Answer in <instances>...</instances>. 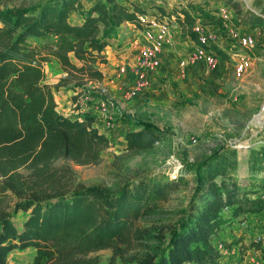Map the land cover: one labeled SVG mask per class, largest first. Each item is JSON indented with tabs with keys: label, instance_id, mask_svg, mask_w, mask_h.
<instances>
[{
	"label": "trees",
	"instance_id": "trees-1",
	"mask_svg": "<svg viewBox=\"0 0 264 264\" xmlns=\"http://www.w3.org/2000/svg\"><path fill=\"white\" fill-rule=\"evenodd\" d=\"M89 1L90 6L83 0H46L15 8L0 0V264H10L13 251L29 248L35 252L30 264H99L91 254L115 251L119 244L163 243L161 230L133 225L176 196L184 176L192 173L194 191L183 218L168 227L161 253L138 264H220L223 252L240 244L218 241L223 228L264 213V147L252 150L246 160L247 185L236 177L235 149H219L199 163L183 162L175 178L152 174L125 182L116 192L72 187L69 166L56 165L61 160L98 165L109 138L93 126L90 115L60 114L54 86L77 92L89 83L101 84L109 39L122 24L139 27V17L147 15L121 0ZM227 4L240 17L239 25L264 27V0L253 1L257 13L247 9L241 14L232 0ZM72 13L80 16V24L69 23ZM199 19L221 23L208 13L195 16L184 9L176 16L182 34L196 44L193 27ZM208 49L215 53L214 46ZM52 62L62 74L56 85L45 83L44 65ZM133 126L136 130L123 137L128 153L151 150L164 140L148 121L135 120ZM18 212L25 215L19 228L13 223Z\"/></svg>",
	"mask_w": 264,
	"mask_h": 264
},
{
	"label": "rangeland",
	"instance_id": "rangeland-1",
	"mask_svg": "<svg viewBox=\"0 0 264 264\" xmlns=\"http://www.w3.org/2000/svg\"><path fill=\"white\" fill-rule=\"evenodd\" d=\"M46 0H8L10 7H33ZM126 4H135L147 13L145 20L149 24L165 27L168 30L169 43L161 47L157 65L146 75L148 84L134 97L128 98L134 89L136 77L131 73L136 69V60L132 64L126 59H133L132 40L139 36L133 28L117 29L109 39L105 49L108 64L101 67L104 79L98 87L84 86L72 92L68 107L70 110L93 114L97 107L100 118V131L109 138V146L101 152L102 160L95 166H75L61 160L56 165L66 164L74 174L72 187L98 186L109 192L118 191L125 182L152 175L165 174L170 178L178 175L183 162L199 163L208 155L219 149H235L238 158L236 177L247 185L249 174L246 160L252 150L264 147V27L250 29L239 25L240 17L228 7V0H121ZM232 0L239 13L245 10L257 12L253 7L254 0ZM84 6L91 1L83 0ZM160 9L165 15H160ZM181 9L192 15L208 13L215 19L228 16V26L240 30L242 35L253 34L255 45L253 54H247L237 40L225 31L222 21L199 19L205 33L212 37L209 45L215 47L217 62L210 68L202 62L190 63L189 55L194 44L184 36L176 22ZM171 14L169 16L168 14ZM76 19L77 16L72 17ZM150 26V25H149ZM154 26V25H153ZM139 29V28H138ZM157 30L153 27V33ZM142 32L140 33V35ZM139 45H141L139 43ZM243 56L250 59L249 68L244 75L237 78L234 67ZM125 68V73L121 69ZM119 72L120 82L125 88L112 83L113 75ZM45 83L56 85L62 78L56 63L44 65ZM69 88V87H68ZM53 93H64L54 86ZM81 96V98H80ZM88 97L85 99V97ZM103 106L107 113L102 112ZM67 114L71 117L75 113ZM135 120L148 121L164 133V140L153 149L128 153L124 150L123 137L136 130ZM109 124L106 126L105 124ZM250 177L259 178L258 174ZM194 191V174L184 176L182 186L176 196L165 203L157 204V210L150 216L134 223L133 228L154 229L165 233L163 243L142 241L129 245H118L117 250H102L91 254L99 264H138L149 256H158L165 245L170 226H175L183 218L190 197ZM228 211H223L226 215ZM244 220L224 227L217 240H239L240 244L223 252L220 264L241 260L243 264H264V213L246 215ZM25 215L18 212L13 218L15 227L19 228ZM255 245V246H252ZM34 250H15L9 257L10 264H30Z\"/></svg>",
	"mask_w": 264,
	"mask_h": 264
},
{
	"label": "built area",
	"instance_id": "built-area-1",
	"mask_svg": "<svg viewBox=\"0 0 264 264\" xmlns=\"http://www.w3.org/2000/svg\"><path fill=\"white\" fill-rule=\"evenodd\" d=\"M245 4V0H241ZM257 13V12H254ZM146 16L139 17L140 26L138 27L142 31L143 42L139 45L135 44V46H139L137 50V59H136V69H132L131 73L135 75L136 82L134 85V89L128 95V98L134 97L136 92H139L142 88L146 87L148 84L147 81V73L150 69L155 68L157 65V58L160 55L161 47L167 43H169V37L167 36L168 30L165 27L155 26L152 21L150 24L145 20ZM222 25L224 26L225 31L241 45V47L247 50H250L254 47L255 39L253 34H245L242 35L240 30H234L233 28L228 26V16L224 13L222 15ZM264 18V17H263ZM150 25V26H149ZM154 25V26H153ZM136 27V26H135ZM153 27H156L157 30L153 33ZM193 32L196 34L199 43H194V48L191 54L189 55L190 63H198L202 62L209 66L210 68L214 67L217 59L212 50L208 49L210 46V41L212 37L207 35L200 24L195 23L193 27ZM245 51V50H244ZM246 52V51H245ZM250 59H247L246 56H243L241 61L236 64L234 67V75L239 78L244 75L245 71L249 68ZM125 68L121 69L122 73H125ZM102 112L107 113L106 108L103 106ZM108 126L109 124H105ZM110 126V125H109Z\"/></svg>",
	"mask_w": 264,
	"mask_h": 264
},
{
	"label": "crops",
	"instance_id": "crops-1",
	"mask_svg": "<svg viewBox=\"0 0 264 264\" xmlns=\"http://www.w3.org/2000/svg\"><path fill=\"white\" fill-rule=\"evenodd\" d=\"M74 15H76L77 16V18L76 19H73L72 17H74ZM68 21H69V23H71V24H80L81 22H82V19L80 18V16H78L76 13H72V14H70V16H69V19H68ZM125 27H128V28H135V25H133V24H128V23H125V24H122L121 26H120V28L118 29V30H121V29H123V28H125ZM136 31L139 33V36L137 35V37H135L133 40H132V44H131V48L132 49H135V50H133V52H134V58L133 59H126V61H129L130 63H134L135 62V60L137 59V50H138V48H139V46H135V44H137L138 45V43H141V42H143V38H142V34L140 35V33H141V29H136ZM114 77L112 78V83H116V84H119L120 83V86L122 87V88H125L124 86L126 85L124 82H120L121 81V77H120V75H119V72L116 74V75H113ZM89 86H94V87H98L99 85H96L95 83H89ZM61 89H63L64 91H65V94L66 95H64V93H60V92H54L53 94H54V100H55V102H56V105H57V110H58V112L60 113V114H62L63 116H70L69 114H67L68 112H69V110L71 109L70 107H68V105H69V103H70V100H72V98H71V94H73L72 92H70V91H67V89L66 88H59V90H61ZM80 98H81V96H80ZM88 97L86 96L85 97V99H87ZM78 111L79 112H82V108L81 109H78ZM78 111L77 112H75V110H70V113H75V115H74V117L75 116H78V115H81V114H78ZM94 113L93 114H90V116H97L98 118H100L99 116H100V112H101V110H98V108L97 107H95L94 108ZM73 117V116H72ZM97 119H95L94 118V123H93V126H95V127H97L99 130H100V124H98L97 123V121H96ZM101 132V131H100Z\"/></svg>",
	"mask_w": 264,
	"mask_h": 264
}]
</instances>
